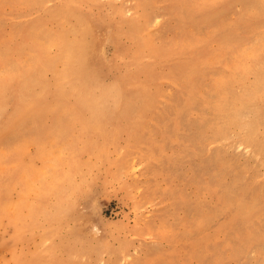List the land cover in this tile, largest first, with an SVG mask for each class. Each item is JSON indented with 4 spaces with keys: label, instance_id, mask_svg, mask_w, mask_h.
<instances>
[{
    "label": "rangeland",
    "instance_id": "rangeland-1",
    "mask_svg": "<svg viewBox=\"0 0 264 264\" xmlns=\"http://www.w3.org/2000/svg\"><path fill=\"white\" fill-rule=\"evenodd\" d=\"M0 264H264V0H0Z\"/></svg>",
    "mask_w": 264,
    "mask_h": 264
},
{
    "label": "bare ground",
    "instance_id": "bare-ground-1",
    "mask_svg": "<svg viewBox=\"0 0 264 264\" xmlns=\"http://www.w3.org/2000/svg\"><path fill=\"white\" fill-rule=\"evenodd\" d=\"M62 9L65 13H68V11H69L68 6L63 7ZM86 30H87L86 28H83V33L84 32L87 33ZM61 49L63 52H66V56H65L66 62H67L66 73L69 74L70 77H74V76L79 77L77 75L76 71L82 72V73L88 72L87 64H88V61L92 55L93 45L91 42H88L84 36H82L78 40H74V41L68 42V43H66V41L63 38H61ZM80 76H81V74H80ZM67 77H68V75H67ZM82 77H83V75H82ZM75 80L76 79L72 80V82H75ZM85 83L82 85V88L87 87V85ZM119 85H121V83H119ZM8 89H9V84H6L5 90L7 91ZM114 94L118 95L119 89H115ZM105 96H106V93L102 94L99 97H95L92 99L91 103H92V106L95 110L93 116L100 118V115L105 114L104 109H103ZM116 97H119V96H116ZM120 99H121V97H120ZM123 102H124V100H123ZM123 102L122 103L119 102V106H122Z\"/></svg>",
    "mask_w": 264,
    "mask_h": 264
}]
</instances>
